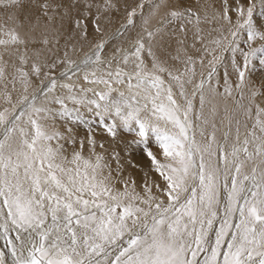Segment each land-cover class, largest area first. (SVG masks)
I'll return each instance as SVG.
<instances>
[{"label": "snow or ice", "instance_id": "6c2138e0", "mask_svg": "<svg viewBox=\"0 0 264 264\" xmlns=\"http://www.w3.org/2000/svg\"><path fill=\"white\" fill-rule=\"evenodd\" d=\"M92 2L37 0L43 15L33 25L31 37H22L18 28L23 22L18 24L17 17L10 14L22 6L21 0H0V11L5 13L0 37H6L0 38V47L5 51L16 45L27 48L33 40L46 47L61 35L65 21L67 30L75 31L77 37L88 36L89 24L101 32L98 19L88 20ZM65 4L67 13H60ZM259 5L264 8V0ZM201 6L205 21H209L207 10L212 9L211 21L222 20L228 28L227 35L211 40L215 47L204 48L211 59L207 75L201 73L199 83H194L196 60L191 56L181 71L167 67L153 52L152 40L162 34L163 26L157 32L145 29L148 46L141 37L120 59L102 57L105 41L96 43L79 63L67 53L63 59L41 61L42 51L37 50L35 58L25 52L18 57L19 66L11 80L6 72L8 62L0 57V81L8 103L10 83L14 87L19 81L27 93L29 76L39 80L31 99L22 95L11 112L8 108L0 111V239L4 242L0 264H264V107L257 103V97L264 96V81L257 86L250 78L257 58L264 71V47H251L257 39L264 41V24H254L256 0H220L219 9L216 0H208ZM103 7L111 8V0H104ZM161 9L169 22L187 19L191 23L195 17L196 39L202 42L199 12L177 8L171 0H157L150 16ZM135 15L136 9L127 13V25L134 24ZM180 29L185 30L183 24ZM241 32L246 34L248 51L240 47ZM145 51L151 67L145 63ZM223 52H231L233 57L239 52L243 63L233 58L237 81L233 88L225 69L221 93L211 81L224 60ZM29 59L30 68L23 71ZM199 62L203 67L202 57ZM186 85L193 86L191 94ZM206 86L225 98L234 99L233 92L239 91L240 100L245 99L247 89V104L236 101L235 105L246 120L253 121L251 128L245 124L243 140L235 111L228 116L230 126L233 119L236 123L231 143L228 132L224 144L214 132L205 142L196 139L197 131L205 136L201 124L208 123L202 111ZM58 87L62 91L57 94ZM197 96L200 110L195 111L198 123L194 124L193 100ZM40 97L43 101L37 104ZM210 115H216L215 107ZM57 121L63 122V131ZM81 127L83 136L79 135ZM101 129L112 141L118 139L121 129L134 133L125 145V155L128 148H142L164 187L145 173L143 194L136 191L135 181L130 185L123 180V188H116L112 173L120 176L122 157L119 151H111L113 169L105 144L96 139ZM152 140L163 161L148 146Z\"/></svg>", "mask_w": 264, "mask_h": 264}, {"label": "bare ground", "instance_id": "6f19581e", "mask_svg": "<svg viewBox=\"0 0 264 264\" xmlns=\"http://www.w3.org/2000/svg\"><path fill=\"white\" fill-rule=\"evenodd\" d=\"M146 3H143L145 2ZM104 0H93L91 4V12L88 14V20H96L100 21V27L102 29L101 32H97L95 26L89 24L88 26V36L86 38L77 37L75 31L69 32L67 30V21H65V27L60 36L56 37L53 40L52 44L48 46L38 45L35 40L27 45H16L10 46L7 51L3 47H0V57L4 61L8 62V66L6 68V72L8 73L9 80L13 74H15V66H19L20 55L27 54L28 57L35 58V52L40 50L43 52L41 56V61L45 59H63L65 54L77 63L82 61L86 55L91 54L93 47L96 43L100 41H105L104 51L102 53V57L107 60L120 59L125 52H131L137 40L141 37L144 39V43L146 47L149 44V40L147 37V31L157 32V29H161L163 26L162 34L157 33V35L152 40V48L153 52L156 56L162 59L165 62V65L169 68L180 69L181 71L184 68V61L187 57L191 56L194 60H196L195 64V77L194 83H199V81L203 78L201 73L206 77L208 67L207 62L211 59L210 56L205 55L204 48L208 47L209 49L215 47V45L211 44V40L215 38H220L222 35H227L228 25L224 21H211L212 9H208L209 21L204 20L205 9L201 6L203 4L208 3V0H171V4L177 8L185 9L191 7L194 11L199 12L201 20L198 25L199 35L202 38L201 40H197V24L195 17H192V22L189 23L187 19L183 20H173L169 22V17L165 15V10L161 9L155 16H150L151 5L156 3L157 0H111L112 7L105 9L103 7ZM143 4L144 7L140 8L138 5ZM21 7H18L10 12L11 15L17 17V23L20 21L23 22V27L18 28L21 36L31 37L33 32V25L37 22L40 17H42L43 13L40 10L39 4L37 0H21ZM258 11L261 10L260 5H258ZM220 7V0H216V9ZM100 9L97 12V9ZM136 9V15L133 17L134 24L129 26L127 25V13ZM68 8L65 4L64 7L60 8V13H67ZM257 11V12H258ZM234 13V12H232ZM231 13V16L233 15ZM235 14V13H234ZM256 14V13H255ZM49 15H55V13L50 12ZM72 15H76V10H72ZM258 15V14H257ZM236 16V15H235ZM29 18H31V24L29 23ZM144 18L148 19V23H144ZM5 19V13L0 11V22H3ZM56 19L59 20V15L56 16ZM235 19V18H234ZM233 19V22H234ZM262 19V20H261ZM258 19L256 15H254V24L258 27L259 25L264 24V19ZM183 24L184 31H181L180 25ZM53 35H55L53 33ZM6 38V37H0ZM231 38V37H229ZM246 40V34L244 32L240 33V47L244 49V51H248L249 49L242 45V41ZM259 39L254 41L251 45L255 46ZM51 49V50H49ZM75 49V50H73ZM117 49H120L118 52ZM218 54H221L218 52ZM145 59V63L151 67V59L147 55V51L143 54ZM224 60L221 64L217 66V72L214 75L211 85L213 88H216L218 92H223L224 90V73L225 69L229 73L228 79L229 83L233 86L237 81V76L232 70V60L235 58L238 64L243 63V58L239 52L233 54L231 52H223L222 53ZM177 57H179L177 59ZM204 60V66L202 67L199 60L200 58ZM32 60L29 59L28 62L23 66V71H28L30 68ZM255 64V63H254ZM259 65V64H258ZM256 67L254 65L250 69V74L252 71L258 70L257 72L260 76L258 78L251 77L253 80H257L261 82V77L264 74V71H261L260 66ZM115 63H113V67ZM258 67L260 69H258ZM56 76H59V72H55ZM163 78L167 80L166 73L163 74ZM264 81V80H263ZM30 86L28 88V92L24 93V85L19 81L13 84L8 85V90L10 93L11 104L8 103L3 94V81H0V111L4 108H8L11 112L12 105L16 104L17 100L22 95H28L29 99H31L32 94L35 92L36 85L39 84V80L34 75L29 76ZM80 83H84L83 80ZM87 87H92L91 85H86ZM102 87V86H101ZM186 90L189 94L193 91L192 85H186ZM62 90L58 87L56 92L60 93ZM205 106L203 108V117L208 119L207 124H201V128L205 133L204 137L199 135V131L196 133V139L201 142L206 141V137L210 133H215L217 141L221 144H224V134L226 132L229 133V143L235 138L236 134V123L235 119L231 126L228 122V116L231 115L234 111L236 113V118L240 120V139L243 140L246 134L245 124H247L248 128H251L253 123L252 120H246V118L240 113L238 109H236V101H239L241 104H247V89L244 90L245 99L240 100V92L234 91L233 98H225L224 96L215 95L210 92L206 86L205 88ZM43 101V97H40L37 100V104H40ZM257 103L261 104V107H264V98L262 96L257 97ZM194 113H193V122L195 121V111L200 110L199 104V96L194 98L193 100ZM52 107H56L52 105ZM216 108V115L213 117L210 115L211 109ZM225 108H227V114L225 112ZM19 109H17L18 113ZM255 112V108H253V113ZM46 123H51L48 121ZM62 121H57V127L63 131V128L60 127ZM215 124V128L212 127V124ZM0 132H2V128H0ZM79 135H85V130L83 127L79 129ZM131 137L134 138V133H129L124 131L123 129L119 130L118 139L116 141H112L111 138L107 137V135L103 132V130H99L96 133V139L98 142H103L105 144V149L107 150L106 156L111 164V167L115 169L116 165L114 161H111L110 154L113 149L119 151L122 157L121 163L123 165V171L120 173V176L117 177L115 171H113L112 175L115 178L114 183L115 187L118 189L123 188V180H128L131 185L132 181H135V188L137 192L143 194L142 184L145 178V173H149V175L164 187L163 180L153 171H151V163L148 158L143 154V152H139L136 147L128 148L127 155H125L124 148L128 141H131ZM132 138V139H133ZM53 146H55V141L52 142ZM153 152L157 155V158L163 161V157L160 155V150L155 146L154 140L150 141L149 145ZM215 147V146H214ZM229 150L226 146V151ZM97 151H102L97 148ZM85 155H88L87 148H85ZM213 163H216V158L213 159ZM136 165V167H134ZM107 174V173H106ZM153 192L156 196L160 197V199H164L166 201V197L162 196L159 192H156L153 189ZM143 206V205H141ZM218 226V225H217ZM4 249V242L0 239V250Z\"/></svg>", "mask_w": 264, "mask_h": 264}, {"label": "rangeland", "instance_id": "374dc122", "mask_svg": "<svg viewBox=\"0 0 264 264\" xmlns=\"http://www.w3.org/2000/svg\"><path fill=\"white\" fill-rule=\"evenodd\" d=\"M244 2L246 3L247 2V0H244ZM143 3H146V1L145 2H143ZM256 8H255V12H254V15H256V17H258V19H261V18H263L264 19V16H261L260 15V13L261 12H264V8H261V10H259L258 11V8H259V0H256ZM258 11V12H257ZM235 13V12H234ZM234 13H232L233 15H232V18L234 19V18H236V14H234ZM256 13V14H255ZM258 14V15H257ZM262 20V19H261ZM264 21V20H263ZM234 22H235V19H234ZM244 44V42L242 41V45ZM259 47H264V41H261V40H258V42H257V44L255 45V46H252V48H259ZM259 64V62H258V58H257V60L255 61V64L254 65H256V67H257V65ZM258 66H260V65H258ZM260 68H261V66H260ZM259 67H258V69H260ZM258 70H256V68H255V70L254 71H252V74H250V76L252 77H255V78H258L260 75L258 74V73H260V72H257ZM251 73V72H250ZM264 80V74H263V76L261 77V81H263ZM253 81L254 82H256L257 80H254L253 79ZM257 86H259V82H258V84H257ZM33 88H35V87H33ZM260 97V96H259ZM263 98H264V96H262ZM7 108V107H6ZM4 110V108L1 110V111H3ZM132 138L133 137H131V140H132ZM150 147V146H149ZM152 150V149H151ZM138 151L139 152H143V150H142V148H140V149H138ZM153 151V150H152ZM4 250V249H3Z\"/></svg>", "mask_w": 264, "mask_h": 264}]
</instances>
